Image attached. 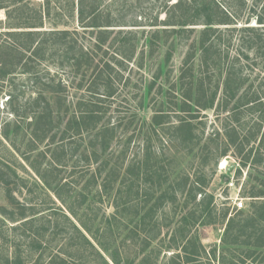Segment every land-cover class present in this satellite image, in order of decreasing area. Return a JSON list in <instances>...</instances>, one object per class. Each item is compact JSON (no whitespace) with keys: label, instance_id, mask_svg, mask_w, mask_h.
<instances>
[{"label":"trees","instance_id":"1","mask_svg":"<svg viewBox=\"0 0 264 264\" xmlns=\"http://www.w3.org/2000/svg\"><path fill=\"white\" fill-rule=\"evenodd\" d=\"M27 1L11 0L12 3H16L11 9L7 8L6 5L0 4V9L5 8L7 10L6 16L8 18V22L3 27L4 30H0V79L11 75L18 65L22 67L23 72L28 74L29 78L30 76L34 77L37 93L29 103V106H27V109L23 111V114H26V118H29L26 122V127L29 129L25 144L26 151L29 153L34 152L37 150V145L47 139L53 144L60 141V143L52 146L49 152L43 151L41 153L44 157L49 153L51 157L49 166L44 167L41 163L34 165L31 161L29 162L43 180V183L63 202L66 201L62 191L68 192L70 189L65 190V188L72 186L70 181L65 180L62 182L64 178L60 175L62 166L66 164L64 138L72 140V144L67 145L70 156L76 155L75 160L83 162L85 166H90L93 163L96 166L88 177H85V174L82 175L84 176L82 179L84 182L82 185L83 189L80 191L82 203L88 197L90 200H94L93 198L97 196L99 200H102L116 186L118 189L117 194L113 198V204L117 211L114 212L115 214L112 217H122L126 224H130L138 213L131 214V216H136L135 218L129 216L127 206L135 195L138 196L139 189L134 191L135 187L133 185L140 180L143 184L149 186L144 191L145 198L142 206H140V211L143 209V213L139 218V222L144 227L147 218L157 206L159 200H161V204L168 198L174 199L175 188L172 187L173 181L171 180L166 186L167 181L172 177L170 172V175H164L155 164L154 167L153 165L148 166L149 144H144L140 160L136 161L132 157L124 166L122 164L129 149L132 135L124 138L122 150L119 152H107L118 129L121 128L120 135L125 136L132 121L126 122L125 118L127 116L125 113L122 116H118V121L115 124H110V119L104 120V115L113 100L116 101L118 96L120 97L127 90L137 86L144 88L145 95L141 99L144 102L156 81H160L162 74L167 72L165 69L166 64L172 56L175 41L180 40L186 33L192 34L194 32V28L185 27L186 25H202V27L197 29L195 37L197 39H193L187 49L186 60L193 59L197 54V69L209 70V68H212V71L218 69L219 77L223 71L225 75L221 84L218 79L212 89H208V85L205 86L204 79H197V87L193 90L191 84L187 85L186 88L182 87L180 82L185 74V71L182 70L179 75V83L181 85L179 110L189 112L191 107L195 106L198 115L202 109L212 107L219 99V104L223 111L228 108L230 103L232 104L231 112H236L243 106L250 109L263 105L260 101L261 95L257 91L243 92L244 78L239 73L241 70L239 59L241 57L247 59L249 56L244 53L242 46L239 45L228 65L224 67V62L228 60L230 53L227 50L224 51L223 46H221V44L226 43V40L223 41L222 39V42L220 40L222 38L221 33L224 31L237 30L247 33L249 40H251L248 42L247 48L252 50L255 55L260 56L261 54L258 52L264 45V42H261L264 39V9L260 15L252 14V16H255L258 26L229 27V25L235 24L234 20L239 18L241 11L229 7L232 11L229 14L220 8L217 0H175L170 4L167 2L169 0H166L160 4L162 10H165L162 19H159L158 13H152V9L148 12H144V9H141V11H137L138 17H135V15L127 17L129 10L122 6L119 8L114 7L118 0H111L110 3L103 7H101L103 0H65L64 3L59 0L54 2L53 0H42L36 6L29 5ZM241 5L238 3L240 8ZM257 5L255 1V5H253L254 11ZM67 12L68 16L76 19L77 27L67 26L69 20L65 21L64 19V16H66L64 13ZM245 23H249L248 20ZM60 24L64 26L60 27ZM220 25L227 26L222 29L219 27ZM240 38L242 37L240 36ZM141 41L142 45L139 46L138 44ZM240 41L242 45L246 44L243 38ZM161 47L165 48L162 62L153 71L151 81L144 84V76L140 72L145 67L147 58ZM24 56L30 59L31 63L32 60L41 63L42 60L49 59L56 64L57 68L68 70L66 72L67 77L70 79V84H68L76 90L71 101H67L64 95L67 83H63L60 79L55 80L52 75L48 79L41 80V77L33 69L34 62L32 66L27 60H24ZM136 73L141 76L139 83L133 79ZM219 86H221V89ZM159 87L161 88V84ZM78 91L80 92L78 93ZM219 94L221 97L216 99ZM14 97V95H9L8 99L12 101ZM124 98L123 100H125ZM141 101L140 105H142ZM67 114V118L63 120V115ZM234 115L233 120H238V116L235 115L234 117ZM228 116L231 117L230 115ZM55 117H58L56 124L54 122ZM169 118L168 113L158 110L151 116L148 126L152 128L155 134H157L156 131L160 130L162 133L170 132L171 138L169 141L173 145L178 143L185 144V142L194 143L193 140L196 139L193 133L192 120L196 116L191 114L188 120L179 117L177 123H170ZM259 119L260 122L264 119V111L260 113ZM226 120L221 123V128L213 129L209 137L211 140H217L222 135V146L217 143L215 148L212 151H208V153L215 155L214 166H216L219 159L226 156L227 152L232 149L240 156L239 164L244 166L253 148V146H249L245 150L246 146L250 144L251 137L259 135L257 152H260L259 150L264 146V128L261 130V123L259 122L260 124H258L256 131L251 137L242 136L240 134L241 127L237 128L236 125H231L232 119L226 118ZM22 128V124L19 121L12 124V127L8 121L4 122L0 130L1 137L3 140L15 145L16 137L20 133L24 135L27 132L26 129L23 128L22 130ZM84 135L89 138L87 143L85 141L87 137H84ZM198 140L197 136V144H199ZM72 145L73 147H71ZM242 153L244 154L242 155ZM8 170L15 173L13 167L4 166L0 163V187L7 190V196L9 197L11 192L8 188L10 184ZM48 174H50L51 180L48 179ZM262 174L264 175V173ZM153 178L155 179L154 183H150ZM257 181L256 185L252 184L250 189L245 193L244 190L242 192L244 197L251 200V211L245 212L244 210L236 209L235 215L237 217L241 215H245V217L237 218L233 216L227 219L222 236L223 244L248 246L250 244L249 239L252 237L243 240L240 237L242 235L248 236L247 232L249 231L250 235H257L253 245L264 246V178L257 179ZM186 182L187 178L183 183V188H181L182 191L186 187ZM195 183L192 182L187 194L191 195L194 201L196 194H200V196L204 194V196L198 202H194L193 220L197 221L205 212L206 223L215 222V216H212L213 208H211L212 195L205 193L200 186L201 184ZM91 191L94 193L92 194ZM155 192L159 194L154 197V203L148 209H145ZM90 193L91 196H89ZM10 198L12 199V197ZM4 211L5 208L0 207V213L4 214ZM25 214V209L22 208L17 216L18 218L10 216L9 220L16 222L25 219L27 218ZM225 215L226 212L222 216L225 217ZM73 216H76L75 212ZM93 217L95 219L97 215L95 214ZM124 217L126 219L129 218L126 220ZM27 220L25 219L23 222H27ZM182 222L184 225L189 222L187 215L181 218ZM70 223L78 232H81L72 219H70ZM81 226L87 234V236L83 235V238L90 246L93 243L92 239H95L99 246L109 253V258L113 264H122L118 258V249L110 251L109 247L100 241L102 231L109 229L108 224L102 228L97 225L95 228L96 234L92 230V225L82 223ZM183 227L181 228L182 233L179 242H184L180 248H183L186 254L188 244L194 242V236L187 237V233L184 231L185 227ZM187 230L189 231L188 228ZM152 238L146 237L143 241L142 252L150 244ZM173 247L177 249L179 244L176 242ZM195 248L194 245V250L190 251L188 249V252L192 255L198 254L200 245L197 246V249ZM13 262V264L22 263L18 257ZM35 263L36 261L32 264ZM60 264H63V261Z\"/></svg>","mask_w":264,"mask_h":264},{"label":"rangeland","instance_id":"2","mask_svg":"<svg viewBox=\"0 0 264 264\" xmlns=\"http://www.w3.org/2000/svg\"><path fill=\"white\" fill-rule=\"evenodd\" d=\"M59 1L61 3L65 2V0ZM110 1L103 0L101 7L110 3ZM164 1L166 0H118L114 7L119 8L122 6L129 10L127 17L131 15L138 17L137 11L144 9V12H148L152 9V13H158L159 19H162L165 10H162L160 4ZM174 1L169 0L167 2L170 4ZM255 1L258 5L254 11L253 5H255ZM27 2L29 5L36 6L42 0H28ZM217 2L220 8L229 14L232 13L229 7L241 11L239 18H235L234 20L235 24L229 25V27L258 26L255 16H252V14L260 15L264 9V0H217ZM238 3L242 4L241 8L238 6ZM0 4L6 5L9 9L16 5L11 0H0ZM61 9L64 10L63 8ZM64 14L67 16H64L65 21L69 20L67 26L77 27L76 19L68 16V12ZM6 15L7 10L5 8L0 9V30H4L3 27L8 22ZM246 20L249 23H245ZM59 26L63 27L64 25L60 24ZM226 26L220 25L219 27L223 29ZM185 27L194 28V32L192 34L186 33L180 40L175 41L172 56L166 64L165 69L167 72L162 74L160 81H156L144 102L141 101L142 96L145 95L144 88L137 86L127 90L128 92H124L120 97L118 96L116 101L113 100V103L107 107L108 110L104 115V120L110 119V124H115L118 121V116H122L125 113L127 116L125 118L126 122L132 121L125 136H121V128L118 129L107 152H119L122 150L124 138L132 135V140L122 165L124 166L132 157L136 161L140 160L144 144H149L150 156L148 166L153 165L154 167L155 164L161 173L164 175L171 174L170 176H172L167 181L166 186L171 180L173 181L172 187L175 188L174 199L168 198V200L163 201L161 204V200H159L157 206L147 218L144 227L139 222V218L143 213V209L140 211V206H142L145 198L144 191L149 186L143 184L140 180L133 185L135 187L134 191L139 189L138 196L135 195L128 202L127 206L129 216L138 213L137 217L135 216L136 218L131 216L135 219L130 224H126L122 217H112L115 214L114 212L117 211L113 204V198L117 194L118 189L116 186H114V189L108 196H104L103 201L94 195V200H90L88 197L84 203L81 202L80 191L83 189L82 185L84 184L82 181L84 176L82 175L85 174V177H88L96 166L94 163L90 166H85L83 162L75 160L76 155L70 156L68 146L72 144V140L63 139L66 148L64 156L66 164L62 166L60 175L64 178L62 182L66 180L72 183V188H65V190L70 189L68 192L62 191L66 202L61 201L43 183V180L31 167L29 161L34 163V165L41 163L44 167L49 166L51 159L49 153L45 157L41 153L43 151L49 152L52 146L60 143V141L53 144L47 139L43 143H39L37 150L34 152L29 153L26 151L25 144L29 133L26 122L29 118H26V114H23V111L27 109V106H29V103L37 93L34 77L30 76L29 78L28 74L23 72L22 67L18 65L11 75L0 79V130L4 122L7 121L11 124V127L12 124L19 121L22 127L27 130L26 134L20 133L16 137L14 141L15 145L3 140L0 134V163L15 169V173L8 170L10 174L8 188L10 189L11 196L8 197L7 190L0 187V207L5 208L4 214L0 213V264H13V261L17 257L21 259V264H32L35 261V264H60L61 261H63V264H113L109 258V253L105 252L95 239H92V246L85 241L83 235L87 236V234L81 226L82 223L92 225L94 233L97 225L100 228L106 224L109 225L108 230L102 231L100 241L109 247L110 251L118 249V258L122 264H264V260H262L264 258V246L253 245L257 235H250L248 231V236L242 235L240 237L242 240L252 237L249 239L250 244L248 246H230L222 242L227 219L236 216V206L234 203L242 199L243 207L241 210L245 212L251 211V200L244 197L242 192L244 190L245 193L251 188L252 184L256 185L257 179L264 178L262 174L264 173V146L259 150L260 152H257L259 135L251 137L256 131L258 124L261 123V130L264 128V119L261 122L259 121L260 113L264 111V45L260 52H258L261 55L257 56V54L255 55L252 50L247 48L248 42L251 41L247 33L237 30L221 33L222 38L220 41L222 42V39L223 41L226 40V43L221 44V46H223L224 51L227 50L230 53L228 60L224 62V67L232 59L236 48H239V45H241L244 53L249 56L247 59L243 57L239 59V66H241L239 73L244 78L242 85L243 92L257 91L261 95L260 101L263 105L250 109L243 106L236 110V112H231L232 104L230 103L228 108L223 111L219 104V99L218 103L215 102L212 107L202 109L198 115L195 106H192L189 112H183L178 108L181 101V85L183 88H186L187 85L191 84L194 90L197 87V79L201 78L204 79L205 86L208 85L207 88L212 89V86L214 87L218 79L221 84L225 75L223 71L219 77L218 69L214 71H212V68H209V70L203 68L197 69V54L193 59L186 60L187 49L191 45L192 40L197 39L195 38L197 29L202 27V25H186ZM240 36L246 42L245 45L241 44L240 40L242 38ZM262 41L264 42V39ZM138 45H142V41ZM138 48L140 49V47ZM164 50L165 48L161 47L152 56L147 58L145 67L140 72L144 76V84L151 81L153 71L162 62ZM24 60H27L33 66V60L31 63L30 59L26 58V56H24ZM33 69L41 77V80L48 79L52 75L55 80L60 79L63 83H67L64 95L67 101H71L76 90L69 85L70 79L66 73L68 70L57 68L56 64L49 59L42 60L41 63L34 62ZM182 70L185 71V74L180 85L179 75ZM133 79L139 83L141 76L136 73ZM160 84L161 88L159 87ZM219 88L221 89V86ZM9 95L15 96L12 101L8 99ZM123 97H125V100H123ZM219 97H221L220 94L216 99ZM140 101L142 105H140ZM158 110L169 114L170 123H177L179 117L188 120L190 115L194 114L196 116L192 120L194 126L193 133L196 139L193 140L194 143L185 142V144L178 143L173 145L169 141L171 138L170 132L162 133L160 130L156 131L157 134H155L148 125L151 116ZM233 114L238 116V120H233ZM63 116V120H65L68 114ZM226 118L232 119L231 125H236L237 128L241 127L240 134L242 136L251 137L250 144L246 146L245 150L249 146H253V148L244 166L239 164L240 156L230 149L227 152V156H225L228 162L227 168L218 169V163L224 157L220 158L217 165L214 166L215 155L208 153V151H212L217 143L219 146H222L223 138L222 135L217 140H211L209 137L213 129L221 128V123H224ZM57 119L58 117H55V124ZM197 136L199 144H197ZM84 137L87 136L84 135ZM87 139L89 138L85 139L86 143ZM191 146L192 148H190ZM186 178V187L182 191L181 188H183ZM48 179L51 180V176ZM154 181L155 179L153 178L150 183H154ZM192 182L201 184L200 186L205 193L212 195L211 208H213L212 216H215V222L206 223L205 212L197 221L193 220L194 202L201 200L204 194L202 196L196 194L194 201L191 195L187 194ZM231 182L232 185H229ZM91 193L93 194L94 192L91 191ZM91 193L89 196H91ZM158 194V192H155L153 198L145 206V209H148L154 203V197ZM22 208L25 209V215H27L25 219H28L27 222H23L25 219L16 222L9 220L10 216L16 218ZM191 209L192 211H190ZM71 211L73 214L75 212L76 216H73ZM225 212L226 215L224 217L222 215ZM95 214L97 217L94 219L93 216ZM186 215L189 222L184 225L183 222L181 223V218ZM242 217H245V215L237 218ZM70 219L75 222L74 224L80 228L81 232H78L71 225ZM182 227L187 233V237L194 236V242L188 244L186 254L184 253V249L180 248L184 242H179ZM99 232L101 231L99 230ZM146 237L153 238L142 252L141 246ZM176 242L179 244L177 249L173 247ZM193 244L196 247L195 249L200 245L199 252L196 255L188 252L189 250H194Z\"/></svg>","mask_w":264,"mask_h":264},{"label":"built area","instance_id":"3","mask_svg":"<svg viewBox=\"0 0 264 264\" xmlns=\"http://www.w3.org/2000/svg\"><path fill=\"white\" fill-rule=\"evenodd\" d=\"M227 156V155H226ZM227 158L224 156L222 161H219L218 163V169H226L228 166V162L226 160ZM229 185H232V182L229 183ZM236 206V209H241L243 207V200L239 199L236 203H234Z\"/></svg>","mask_w":264,"mask_h":264}]
</instances>
